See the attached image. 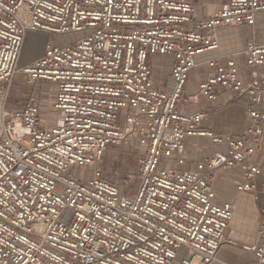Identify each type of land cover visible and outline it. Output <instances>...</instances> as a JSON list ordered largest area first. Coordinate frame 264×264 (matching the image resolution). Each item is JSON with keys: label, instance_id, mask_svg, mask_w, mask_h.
<instances>
[{"label": "built area", "instance_id": "built-area-1", "mask_svg": "<svg viewBox=\"0 0 264 264\" xmlns=\"http://www.w3.org/2000/svg\"><path fill=\"white\" fill-rule=\"evenodd\" d=\"M259 12L264 0H228L200 20L192 0H0V264L217 261L233 217L231 200H215L217 175L237 169V192H255L261 174L253 156L264 134V43L197 57L219 49L216 30L253 26ZM27 32L74 37L47 41L19 67ZM165 56L173 58L169 89L153 74V58ZM203 65L196 89L207 100L221 91L245 98L240 134L203 127L205 111L181 110L189 75ZM15 76L25 94L12 105ZM187 137L217 148L189 162ZM118 145L135 150L133 191L100 166ZM88 166L87 180L72 172ZM257 233L253 264H264V208Z\"/></svg>", "mask_w": 264, "mask_h": 264}, {"label": "crops", "instance_id": "crops-1", "mask_svg": "<svg viewBox=\"0 0 264 264\" xmlns=\"http://www.w3.org/2000/svg\"><path fill=\"white\" fill-rule=\"evenodd\" d=\"M192 2L195 7L194 20H200L214 16L228 0H192ZM36 33L39 36L48 34L45 32ZM28 34L29 32H27L25 40ZM215 36L219 41V49L198 55V61H204L218 54L239 51L248 39L264 43V12L257 13L253 26L241 24L223 27L215 31ZM38 56H31L27 60L31 61ZM155 62H158L157 66L153 65L155 82L161 87L169 89L173 58L171 56L156 57ZM236 62L242 76L245 79L253 80L254 74L243 64V59L237 57ZM206 73L207 68L204 65L191 71L186 87L189 99L180 106L181 110L205 111L206 115L201 123L203 127L219 133L240 134L249 122L245 113V98L221 91L220 97L215 101L207 100L196 89L198 82L206 77ZM185 145V156L189 162L194 156L211 153L217 148L203 137H187ZM253 160L257 161L261 167V174L255 179L257 184L255 192H237L236 183L241 179L240 171L237 169L219 173L213 183L216 201L231 200L233 202V217L226 230L225 241L218 250V260L211 264L254 263V249L258 243L257 230L264 208V195L259 190L261 182L264 181V134L262 144L257 147ZM182 168L190 169L191 165L188 163ZM179 261L180 257H177L173 264H180Z\"/></svg>", "mask_w": 264, "mask_h": 264}, {"label": "rangeland", "instance_id": "rangeland-1", "mask_svg": "<svg viewBox=\"0 0 264 264\" xmlns=\"http://www.w3.org/2000/svg\"><path fill=\"white\" fill-rule=\"evenodd\" d=\"M78 36H81L78 34ZM74 35H63V34H52L48 33L45 36H39L36 32H29L26 37L24 46L20 53V58L18 61V66L21 67L27 62L29 57H35L41 54V51H44L45 42H56L64 43L66 39L73 38ZM153 65L158 64L155 62V57L153 58ZM21 76H15L9 94V102L14 105L19 103L25 94V85L21 82ZM38 86L42 89V92L45 93L47 89V82L39 81ZM52 93L48 94V98ZM50 107H48V110ZM134 148L126 145L111 146L104 153L100 166L105 172L106 176L112 181L121 185V189L125 188L133 191L137 184V178L135 176L136 171V161L134 158ZM93 166H88L87 168L72 170L74 175L80 176L84 180H87L91 177ZM129 174H132V177H128ZM181 255H179L180 257ZM176 263V262H175Z\"/></svg>", "mask_w": 264, "mask_h": 264}]
</instances>
